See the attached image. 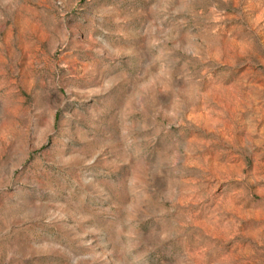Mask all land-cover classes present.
<instances>
[{
    "label": "rangeland",
    "instance_id": "1",
    "mask_svg": "<svg viewBox=\"0 0 264 264\" xmlns=\"http://www.w3.org/2000/svg\"><path fill=\"white\" fill-rule=\"evenodd\" d=\"M0 264H264V0H0Z\"/></svg>",
    "mask_w": 264,
    "mask_h": 264
}]
</instances>
